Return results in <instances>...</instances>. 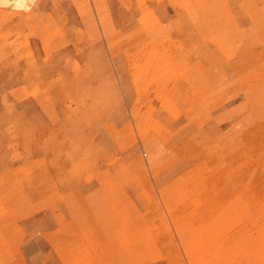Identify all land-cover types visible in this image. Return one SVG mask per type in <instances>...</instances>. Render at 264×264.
Instances as JSON below:
<instances>
[{
	"label": "rangeland",
	"instance_id": "1",
	"mask_svg": "<svg viewBox=\"0 0 264 264\" xmlns=\"http://www.w3.org/2000/svg\"><path fill=\"white\" fill-rule=\"evenodd\" d=\"M16 1L0 264H264V0Z\"/></svg>",
	"mask_w": 264,
	"mask_h": 264
},
{
	"label": "crops",
	"instance_id": "2",
	"mask_svg": "<svg viewBox=\"0 0 264 264\" xmlns=\"http://www.w3.org/2000/svg\"><path fill=\"white\" fill-rule=\"evenodd\" d=\"M134 253L135 248L131 246H124L119 248L118 251L116 250L113 252V254L116 255L119 260L118 264H131L132 262L130 260L134 256Z\"/></svg>",
	"mask_w": 264,
	"mask_h": 264
},
{
	"label": "bare ground",
	"instance_id": "3",
	"mask_svg": "<svg viewBox=\"0 0 264 264\" xmlns=\"http://www.w3.org/2000/svg\"><path fill=\"white\" fill-rule=\"evenodd\" d=\"M0 9L2 10V13H3V11H5V14H6V12L9 11V10L20 11V6H19V4L17 3L16 0H0Z\"/></svg>",
	"mask_w": 264,
	"mask_h": 264
}]
</instances>
